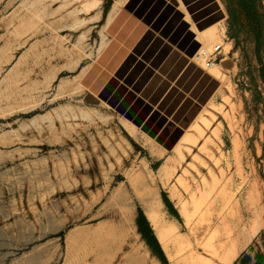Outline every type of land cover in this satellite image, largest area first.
Listing matches in <instances>:
<instances>
[{
    "label": "rangeland",
    "instance_id": "374dc122",
    "mask_svg": "<svg viewBox=\"0 0 264 264\" xmlns=\"http://www.w3.org/2000/svg\"><path fill=\"white\" fill-rule=\"evenodd\" d=\"M223 1L233 27L214 25L217 37L201 40L180 85L196 96L185 134L198 139L160 176L174 147L165 151L113 107L84 97L80 83L123 0H0V264H224L211 242L221 253L234 241L241 247L229 264H264V0ZM170 10L178 37L186 23ZM231 35L230 65L215 78L216 65L194 53L222 43L227 51ZM151 204L164 223L177 221L178 245L162 246ZM139 210L161 253L139 231Z\"/></svg>",
    "mask_w": 264,
    "mask_h": 264
},
{
    "label": "crops",
    "instance_id": "0c3cea01",
    "mask_svg": "<svg viewBox=\"0 0 264 264\" xmlns=\"http://www.w3.org/2000/svg\"><path fill=\"white\" fill-rule=\"evenodd\" d=\"M166 6L185 21L184 34H173ZM226 16L221 0H123L109 17L107 41L81 75L84 97L113 107L128 125L171 150L187 132L188 104L193 105L188 99H196L181 94L187 59L202 42L199 34ZM227 43V51L222 43L215 54L219 71L230 65L233 44Z\"/></svg>",
    "mask_w": 264,
    "mask_h": 264
},
{
    "label": "bare ground",
    "instance_id": "6f19581e",
    "mask_svg": "<svg viewBox=\"0 0 264 264\" xmlns=\"http://www.w3.org/2000/svg\"><path fill=\"white\" fill-rule=\"evenodd\" d=\"M215 25V24H214ZM212 25L206 29H204V31H202L200 34H199V38L201 40H203V42H206L208 43L209 41H211L212 39H214L215 37H217V33H216V29H215V26ZM206 40V41H205ZM215 64V63H214ZM213 64V65H214ZM212 72V74H214L215 76L219 77V69H218V65H216L215 67H213L212 70H210ZM200 120H202V122L205 124L206 121H205V117H203V115H200ZM208 123V122H207ZM207 123L205 125H207ZM193 127H196L197 129V133L199 134H202V130L199 126H197V123L193 125ZM131 128V127H130ZM197 136L196 137H193V136H190L188 133L187 134H184L181 139L179 140V142L174 146V148L172 149L173 150V153L172 155L165 161V163L159 168V175L160 176H166L167 175V169H168V166L172 165L173 163H177L178 165L185 159V153H184V149L183 148H186L185 150H190V147L188 145H192V144H195L196 141H197ZM214 175H212L213 177ZM215 177V176H214ZM206 183H207V180L203 177L202 179V185L203 186H206ZM210 186V185H209ZM199 188V187H198ZM204 188V187H203ZM213 189V188H212ZM200 191V190H199ZM202 192V191H201ZM171 196L172 197H175L177 196V193L175 192V190H171ZM195 196H194V193L191 195V200L194 202L195 201ZM149 201V199H148ZM153 201V200H152ZM159 203H161V199L159 197ZM180 213V215L182 217H184V219L186 220V223L188 222V219H189V213H188V210H187V206H186V203L185 202H182L181 204H179V207L177 209ZM148 217L153 225V227L157 230V236L159 238V241L161 242L162 246L164 248L167 247V244L168 243H172L174 245H178L180 243L177 235H176V224H177V221H176V224L174 221H172L171 223H164L163 222V217L159 216L157 214V206H155L154 204H151L150 205V208H149V211H148ZM223 218V217H222ZM222 220V219H221ZM242 223V222H241ZM233 226V225H232ZM223 227V226H222ZM227 228V227H226ZM232 229V228H231ZM256 228H252L250 229L249 231L247 232H244L243 230V237L247 238L249 237L250 235H252L254 233ZM234 231V230H232ZM233 233V232H232ZM215 236V235H214ZM216 237V236H215ZM226 238V237H225ZM219 239V238H218ZM210 240V239H209ZM212 240V239H211ZM244 240V239H243ZM246 240V239H245ZM207 241V240H206ZM240 241V239H239ZM208 242V241H207ZM206 242V243H207ZM211 242V241H210ZM235 242V243H234ZM232 243H230V247L228 249H225L226 245L225 244H221V253L219 251H217L216 247L217 245L216 244H219L217 242H215V246L214 244L211 242V244L213 246H210L211 248V252L214 254V257L217 255V256H220L222 255V258L223 261H224V264H229L232 259L235 257V255L237 254L238 252V249L239 245H241V243H236L237 241H234ZM209 243V242H208ZM207 243V244H208ZM224 243V242H223ZM243 243V242H242ZM209 245V244H208ZM225 245V246H224ZM243 245V244H242ZM215 247V248H214ZM225 247V248H224ZM209 248V247H208ZM209 248V249H210ZM219 249V250H220ZM211 253V254H212ZM210 255V254H209ZM216 256V257H217ZM213 257V255H212ZM208 259V258H207ZM205 260L203 259L202 261H200V263L198 264H211V262L209 260ZM211 260V259H210Z\"/></svg>",
    "mask_w": 264,
    "mask_h": 264
},
{
    "label": "trees",
    "instance_id": "16d2710c",
    "mask_svg": "<svg viewBox=\"0 0 264 264\" xmlns=\"http://www.w3.org/2000/svg\"><path fill=\"white\" fill-rule=\"evenodd\" d=\"M242 5L247 7L246 3L244 0H240ZM223 5H224V8H225V11H226V20H228L227 22H229V29H231V27H233L234 23H235V20H236V14L233 10V8H231L230 4L229 3H226L225 1L222 2ZM247 16H251L253 17V20H254V24L256 25H259V21L254 18L256 17L254 14L253 16L250 15L249 13L247 14ZM258 29V28H257ZM256 36L258 37V33L256 34ZM231 37H233V49L236 48L237 46V42H236V39H235V36L234 35H231ZM162 195V198H163V201L165 202V204L167 205V207L171 210V212L175 215V216H178V213L176 211V209L173 207V204L171 203V201L167 198L166 194L164 192L161 193ZM137 224H138V227H139V231L142 233L143 237L145 238V240L147 241V243L153 247L156 251H158L159 253H161V248H160V245L158 243V240L156 238V236L154 235L152 229H151V226L147 220V218L145 217V215L141 212V210H139V215L137 217Z\"/></svg>",
    "mask_w": 264,
    "mask_h": 264
},
{
    "label": "built area",
    "instance_id": "2783aa9c",
    "mask_svg": "<svg viewBox=\"0 0 264 264\" xmlns=\"http://www.w3.org/2000/svg\"><path fill=\"white\" fill-rule=\"evenodd\" d=\"M220 44H215L210 51L206 48H200L194 53L195 59H204L206 65L214 64L215 54L219 49Z\"/></svg>",
    "mask_w": 264,
    "mask_h": 264
}]
</instances>
